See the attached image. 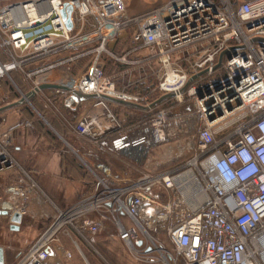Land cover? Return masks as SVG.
I'll return each mask as SVG.
<instances>
[{"label": "built area", "instance_id": "obj_1", "mask_svg": "<svg viewBox=\"0 0 264 264\" xmlns=\"http://www.w3.org/2000/svg\"><path fill=\"white\" fill-rule=\"evenodd\" d=\"M129 1L134 0H0V72L29 77L93 54L85 73L65 90L95 95L75 132L92 147L111 152L119 147L137 156L175 134L186 135L192 138L197 172L164 170L120 181L107 164H96V188L56 208L13 264H60L56 254L70 256L59 240L63 226L90 243L107 221L136 257L178 264L164 253L153 255L152 228L169 212L171 220L162 229L179 264H264V42L255 40L264 38V0H161L140 12L129 11ZM65 3L72 7L70 28L61 13ZM130 26L134 48L148 50L149 56L137 61L153 59L163 70L159 96L174 95L168 97L173 105L152 120L124 128L102 95L144 106L154 100L148 93L117 90L98 58L104 53L116 58L107 43ZM10 144L11 134L1 132L0 172L22 169ZM188 171L194 179L183 178ZM162 189L170 195L167 202L157 196ZM7 191L25 192L16 185ZM14 211L26 213L23 205Z\"/></svg>", "mask_w": 264, "mask_h": 264}, {"label": "crops", "instance_id": "obj_2", "mask_svg": "<svg viewBox=\"0 0 264 264\" xmlns=\"http://www.w3.org/2000/svg\"><path fill=\"white\" fill-rule=\"evenodd\" d=\"M135 1L127 3L129 11L140 12L145 10L144 8H137V5L132 6ZM115 41L116 39L109 41L107 49L113 53V50H116L117 47H122L123 56L127 57L129 61H137L149 56L147 49L134 48L131 42V32L119 41V46ZM77 60L71 64H62L40 73L31 74L29 77L18 71L9 73L15 75V80L17 76L24 88H34L35 83H38V85L49 83L67 86L75 82L67 79L72 73L69 72L70 69L80 63H76ZM138 63L139 61L135 62V64ZM84 67L78 68L75 73L82 75L88 66L86 65V69ZM26 85H29V87ZM88 99L75 101L70 98V93L65 92V90L45 88L36 92L31 101L29 100L25 106H23V103L13 104L16 102L15 100L0 106L1 108L11 104V106L0 110V132L7 131L11 134L10 148L12 154L19 166L28 170L31 177V180H29L34 183V186L29 190L25 188L26 191L23 195L11 194L7 191V188L11 185H18V171L16 168H12L0 172V212L6 210L12 213L20 205H23L26 210L20 224L16 225V229L10 227L12 225L10 214H0V246H2L4 252V264H13L21 253L31 245L51 222L56 208H65L76 202L83 194L85 195L96 188V176L93 169L90 170L91 172L89 171L90 174L83 169L78 160H75V158L77 159V154L74 153L75 150L80 154H84L100 149L103 157L110 154L119 159L118 155L113 154L106 148L91 146L90 149H86L85 146L80 145V143L85 144L87 141L75 132L74 125L90 107L91 102L83 106L84 101ZM30 110H34L33 112H36V115ZM26 122H30L31 127L26 126ZM52 124L54 128L50 127ZM58 139L60 140L58 141ZM71 140H74L73 142L76 145L72 144ZM66 142H70L69 144L73 147L69 144L67 147ZM95 158H98V154ZM98 163L106 162H96L93 165L95 166ZM111 169L114 171L112 167ZM111 169L110 173L116 180L123 181L125 179L122 175L112 173ZM23 196L25 200H22ZM161 230L163 229L161 228ZM104 231L109 234L108 240H100V235L92 236L90 238L92 246L101 248L107 256L108 253L110 256L115 254L112 250H109L110 247H108L106 241H114L115 247L117 245L127 247L117 237L115 228L110 221L106 222ZM63 239V236H59L61 243ZM71 244V247H74V244ZM69 252V257L61 252L56 254L60 264H75L74 261L79 259L74 250ZM116 252L117 255L115 256L122 259L123 255L120 249H117ZM103 258L105 257L103 256ZM115 260L118 263L120 261L118 258Z\"/></svg>", "mask_w": 264, "mask_h": 264}, {"label": "rangeland", "instance_id": "obj_3", "mask_svg": "<svg viewBox=\"0 0 264 264\" xmlns=\"http://www.w3.org/2000/svg\"><path fill=\"white\" fill-rule=\"evenodd\" d=\"M160 1L161 0H136L134 3H132V6L137 5V8L139 7V8L149 9L158 5ZM163 16L165 15L163 14ZM132 28L133 27L130 26L120 31L118 33V37L116 38L115 42L118 44L119 41L122 40V38L127 36V33L129 34V32L132 31ZM122 52H123L122 47H117L116 50H113V54L116 56V58L104 53L105 56H107L109 60L112 61V66H111V62L108 64L107 67L108 73L105 74V76H107L110 80L114 82L115 88L119 91L130 92L127 89H125V87L127 86V84L132 83L133 90H135L134 92L136 93L138 89H142V85L145 86L149 85L150 86L149 89L150 91L148 92L149 98L151 99L156 95H158L159 92H161V90L160 91L157 90L156 86L159 82L160 75L163 72V70H161L160 68V64H158L157 61H152V60L149 61L144 60L138 64H135V63H131L127 57H125V59H127L126 60L127 62H123L121 61V57H123ZM77 66L83 67L82 63H79ZM69 72L70 73L72 72L71 73L72 75L70 74V76L67 79L70 81H76L77 79H79V76L81 75L80 73H75V71H73L72 69H70ZM14 76L15 75L11 73L0 72V96H1L0 106L6 102H11L12 100L17 101L21 97L25 98V94L32 89V87L24 88L21 85L22 83L17 78V76H16V80ZM208 78H212V76H209ZM26 86L29 87V85ZM152 89L154 90L151 91ZM29 100L31 101V98L24 100L22 102L23 106H25V104L28 103ZM92 100L93 98L84 101L83 106L88 105L90 102H92ZM106 104L108 105L109 109L119 118L120 121L122 122L125 120L127 121L126 119L127 112L126 111L123 112L126 109L125 105L123 104L121 105L120 103L111 100H106ZM166 106L167 105H160L157 108L152 109L151 111L146 113L139 112L138 119L140 120H138L131 126L138 125V122H144V121L147 122L152 120L153 117L158 114V112L168 108ZM182 109H183L182 106L176 107L174 109V112L176 113L180 112ZM33 114L36 115V112H33ZM132 117L130 119H132ZM50 127L54 128L53 124L50 125ZM59 140L60 139H58V141ZM71 141L72 144L74 143V145H76L75 142H73L74 140ZM69 143L67 142L65 143L67 147ZM81 144L82 146H85L86 149L91 148V145H89V143L88 144L80 143V145ZM191 144H192L191 137L181 134H177V135L175 134L166 141H163L159 144L151 145L150 147L146 148L142 154H139L138 156L128 151L124 152L119 147L115 148L116 151L112 152L113 154L118 155L119 159L111 156L110 154L104 155L103 157V155L100 153L101 152L100 149H97L95 151L93 150L92 152L84 153V154H80L78 151L74 149L75 150L74 153L77 154L76 155L77 159L75 158V160H78V162L82 165L83 169L87 170V172H89L94 168L93 164H95L96 162L105 161L106 162L105 164H107L110 169L111 167L114 169V171L111 169L112 173H116L118 175H122L125 178L128 177V179L135 180L137 177L143 174H155L157 172L164 170H174V169L183 170V169L192 168L193 171L196 173L197 171L195 165L191 164L192 160L196 161V158H194L195 154L193 152V149L190 147ZM69 145L72 146L71 144ZM86 152L88 151L86 150ZM97 154H98V158H95ZM15 168L18 171L17 187L21 188L22 191H24L25 188H29V186L32 184V182H30L31 180L30 173L28 172V170L23 169L22 167L21 168L24 170V173L22 172V169H20L19 167L16 166ZM19 179H23L24 181L20 182ZM160 192L162 194H159L157 192L158 193L157 196L161 201L167 202L168 199L169 200L171 199L168 192L165 191L164 189H162ZM83 196L84 194L80 196V198H82ZM171 215L172 212H169L165 222L163 221L156 222V224L153 227L154 229L152 228V232L154 233V235H152L154 236L152 238L153 240L152 245L154 247L153 255L158 256L160 252L164 253L166 254V257H168L169 260L175 259L179 264L181 262L180 256L175 257V254H173V245L169 240L167 233L165 232V230H161V228H164L169 224L171 220ZM107 233L108 232H105L103 229L97 235H100L101 237L100 240H108L109 234ZM59 235L64 237V239L62 240V244L65 247V249L68 250L69 248L70 250H74L78 255L79 259L74 261L75 264H119V263L120 264H151L148 261L136 257L133 254V252H131L130 249H128V247H119L118 245L117 247H115L114 241H106L108 247H110L109 250H112L114 254L117 255L116 251L117 249L118 250L120 249V252L123 255L122 259L115 255L110 256L109 253L107 256V254H105V252H103L101 248L96 247L97 248L96 249L95 246H92L93 244L91 242V239H89V242L91 243L90 245V243L85 242L83 238H80L73 230V228L69 225L63 226L60 229ZM74 240L78 243V247L76 246L71 247L72 245L71 243H73ZM100 253L106 259L103 258V256ZM116 258L120 260L119 263L115 260Z\"/></svg>", "mask_w": 264, "mask_h": 264}, {"label": "water", "instance_id": "obj_4", "mask_svg": "<svg viewBox=\"0 0 264 264\" xmlns=\"http://www.w3.org/2000/svg\"><path fill=\"white\" fill-rule=\"evenodd\" d=\"M71 10H72L71 5L68 4V3H65L64 4V8H63V10L61 12L62 13V16L65 19V23H66L67 28H70L71 27V20H70ZM255 40L264 42V38H256ZM222 55H223V53H221L219 55L218 61L215 64V67H218L221 64ZM201 73L202 72H199V74H201ZM195 77H196V75L192 76L190 79H194ZM45 88H58V89L66 90V91L70 89L66 85H57V84L41 83V84H39L37 86H34V88H32L30 91H28L25 94V98L26 99L32 98L35 95L36 92H38L41 89H45ZM182 91H183V88L181 89V92ZM173 95H174L173 92H168V93L162 94L157 99H155L153 102H151L149 104V106H144V105H141V104H138V103H135V102H131V101H127V100H122L120 98L113 97V96H108V95H102V97L104 99H106V100H111V101H114V102H117V103H120V104H123V105L135 106V107H139V108L146 109L148 107H152L153 105L158 104L159 102H161L162 100H164V99H166L168 97H172ZM93 97H95V95L84 94L81 91L76 90V89H73L71 91V93H70V98L73 99V100H75V101H82V100H85V99H88V98H93ZM25 98L24 97H21L20 100H17L13 104H17L19 102H23L24 100H26ZM8 106H11V104H9L7 106L1 107L0 110L6 108ZM0 214H4V215L10 214V222L12 223V225L10 227L11 228H15V229L17 228L16 225L17 224H20L21 219H22V215L19 212H17V211H14L12 213H9L8 211L3 210V211L0 212ZM136 244L137 245H140L141 244V241L140 240L136 241ZM147 250H149V249H147ZM0 264H4V252H3L2 246H0Z\"/></svg>", "mask_w": 264, "mask_h": 264}, {"label": "trees", "instance_id": "obj_5", "mask_svg": "<svg viewBox=\"0 0 264 264\" xmlns=\"http://www.w3.org/2000/svg\"><path fill=\"white\" fill-rule=\"evenodd\" d=\"M84 57H85V55L82 56V57H80V58H78V60H77L76 63H79L80 62V63H82L83 67L84 66L86 67V65L88 66L90 64L91 59L93 57V54H88V55H86L85 58ZM88 60H89V63H88ZM110 62H111V66H112V61L109 60V58L107 56H105V54H101L99 56V58H98V67L102 70V72H103L104 75L108 73V68L107 67H108V64ZM85 67H84V69H86ZM76 68H82V67H80V66L77 67L76 66ZM76 68H75V65H74V67L72 68V70H74L76 72V70H77ZM125 89H127L130 92H134L135 91V90H133L132 83L127 84V86L125 87ZM149 89H150V86L149 85L148 86L142 85V89H138V91L136 93H138V94H147L150 91ZM158 96H159V94L156 95L155 97L151 98L150 101L155 100ZM160 105H167L166 107H170L173 104H172V101L170 100V98H166V99L162 100L161 102H159L158 104L153 105L150 109H141L139 107L125 105L126 106V109L123 112H125V111L127 112L126 113V119H127V121L125 120L123 122L122 121H120V122H121V124H122V126L124 128L125 127H129L132 124H134L135 122H137L138 120H140V119H138L139 118L138 117V115H139L138 113L139 112L146 113L147 111L149 112L152 109H155V108H157ZM131 117H132V119H130Z\"/></svg>", "mask_w": 264, "mask_h": 264}, {"label": "bare ground", "instance_id": "obj_6", "mask_svg": "<svg viewBox=\"0 0 264 264\" xmlns=\"http://www.w3.org/2000/svg\"><path fill=\"white\" fill-rule=\"evenodd\" d=\"M172 79V76H170L169 78H168V81H170ZM146 131H149V129L148 128H146V129H143V132L145 133ZM128 145H129V143H128ZM129 147H131V148H135V146L133 145V144H131ZM125 150V149H124ZM191 163L192 164H194V161L192 160L191 161ZM183 178H192V179H194L195 177H194V175H193V173L191 172V171H188L187 173H186V175L185 176H183ZM194 183H195V186H197V184H196V181H194Z\"/></svg>", "mask_w": 264, "mask_h": 264}]
</instances>
